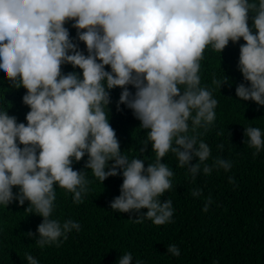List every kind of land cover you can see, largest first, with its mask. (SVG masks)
<instances>
[{"label":"clouds","instance_id":"obj_1","mask_svg":"<svg viewBox=\"0 0 264 264\" xmlns=\"http://www.w3.org/2000/svg\"><path fill=\"white\" fill-rule=\"evenodd\" d=\"M70 20L87 55L64 27ZM240 38L246 43L239 47L237 66L249 86L238 84L236 96L264 106V0H0V72L12 87L26 89L22 101L30 108L27 124L0 111V204L15 200L23 205L27 200V211L43 218L37 245L59 247L69 232L80 231V224L50 219L54 185L72 193L73 203H82L91 181L71 165L87 154L84 168L100 182L123 176L120 195L110 202L113 211L136 212L137 223L171 222L172 202L159 197L172 188L174 173L161 159L175 154L178 166H187L193 180L201 165L204 174L211 173L212 166L205 163L210 148L196 133L213 124L218 101L200 86V62L209 45L220 53ZM63 64L81 69L82 78L75 71L63 74ZM226 82V76L212 81L219 88ZM114 87L122 89L117 110L124 104L140 128L148 130L141 143L151 142L156 159L147 167L143 160L122 154L108 122V90ZM189 121L193 135L188 134ZM244 135L255 156L264 147L261 130L248 127ZM193 157L198 158L194 164ZM214 166L228 171L232 164L217 158ZM229 183H235L232 177ZM191 194L199 197L202 190ZM212 202L209 196L202 211ZM167 251L180 255L174 244ZM25 256L28 264H38L30 254ZM132 259L126 252L118 264H132Z\"/></svg>","mask_w":264,"mask_h":264},{"label":"trees","instance_id":"obj_2","mask_svg":"<svg viewBox=\"0 0 264 264\" xmlns=\"http://www.w3.org/2000/svg\"><path fill=\"white\" fill-rule=\"evenodd\" d=\"M250 2L258 3L259 0ZM252 15L249 13L250 27ZM73 23L70 20L64 27L79 50L87 55L84 42L77 39ZM252 31L255 34L254 28ZM244 43L243 38L236 43L229 41L220 53L209 45L203 53L200 86L211 90L218 104L213 124L207 131L198 128L196 134L198 141L202 140L210 148L205 163L212 166V171L204 174L201 165V171L193 180L187 166H178L175 154L169 152L161 159L174 173L170 178L172 188L159 197L161 202H172L171 222L157 226L143 219L137 223L136 212L113 211L110 202L120 195L123 176H109L100 182L90 169L84 168L88 158L85 154L71 165L73 170L84 171L91 181L83 202L73 203L72 193L54 185L56 200L50 217L61 224L69 219L77 221L80 231L69 232L59 247L41 248L36 243L39 238L36 230L43 218L27 211L29 202L25 200L19 205L14 200L7 206L0 204V264H28L26 253L38 264H118L126 252L132 254V264L137 261L143 264H264V147L254 156L256 149L249 146V138L244 135L246 128L257 127L264 139V106L242 100L235 93L238 84L249 86L237 66L239 47ZM105 70L111 71L110 66L106 65ZM61 71L63 74L75 71L82 78V70L71 64L61 65ZM224 76L228 77V82L222 83L220 88L212 83L214 78L223 80ZM127 87L134 94L135 88ZM108 91L110 103L105 111H108V122L115 131L120 151L129 160H143L145 167L154 163L156 157L151 142L146 146L141 143L147 138L148 130L140 128V121L124 104L117 110L122 89L114 87ZM24 94L23 86L12 87L0 72V111L15 116L18 123L27 124L25 117L30 108L22 101ZM189 125L188 134L193 135L190 121ZM142 147L145 148L143 153L140 152ZM217 158L230 161L232 167L225 171L214 166ZM197 160L193 157L190 163ZM112 163L110 160L108 166ZM229 177L235 183H229ZM196 189L202 190L199 197L191 194ZM12 191L18 192V187L13 186ZM209 196L213 202L204 212L202 209ZM146 211L141 209L140 213ZM29 231L34 235L27 236ZM173 244L179 249V256L167 251Z\"/></svg>","mask_w":264,"mask_h":264}]
</instances>
